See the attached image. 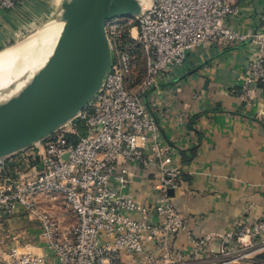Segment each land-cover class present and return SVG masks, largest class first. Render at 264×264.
Here are the masks:
<instances>
[{
	"label": "built area",
	"instance_id": "2783aa9c",
	"mask_svg": "<svg viewBox=\"0 0 264 264\" xmlns=\"http://www.w3.org/2000/svg\"><path fill=\"white\" fill-rule=\"evenodd\" d=\"M22 1L0 0V10ZM236 2L147 0L135 16L138 24L108 21L112 61L93 100L28 152L25 169L12 174L9 159L0 161V218L20 208L38 219L48 250L23 251L0 240V264H168L183 255L173 251L174 240L182 234L193 244L192 254L209 250L215 235L196 234L174 201L180 174L169 166L159 125L144 96L166 69L184 64L202 45L229 46L251 39L253 55L239 93L243 102L251 101L257 82L264 81V14L257 31L231 28L227 19L238 14ZM137 43L146 66L141 89L133 92L139 72ZM153 168L156 181L147 201L141 202L131 184L136 170L151 173ZM60 204L75 217L68 227L58 217ZM262 237L264 217L240 224L236 233L219 235L220 254L235 248L242 252L218 264L252 258L248 248L253 238ZM152 245L155 250H149Z\"/></svg>",
	"mask_w": 264,
	"mask_h": 264
},
{
	"label": "crops",
	"instance_id": "0c3cea01",
	"mask_svg": "<svg viewBox=\"0 0 264 264\" xmlns=\"http://www.w3.org/2000/svg\"><path fill=\"white\" fill-rule=\"evenodd\" d=\"M61 2L24 0L16 8L1 9L0 51L42 28ZM236 6L238 14L227 19L228 26L243 33L261 28L264 0H237ZM240 44L202 45L189 53L184 64L166 69L144 96L159 125L169 166L180 174L181 188L174 201L196 234L215 235L213 244L221 241L219 235L236 233L240 224L264 217V81L257 82L250 102L240 99L253 55L251 40ZM27 154L7 158L10 173L25 169ZM156 173L155 168L151 173L136 170L130 189L141 202L147 201ZM0 240L5 246L48 254L41 224L20 208L3 213ZM211 243L209 250L195 255L193 244L182 234L174 240L173 251L183 255L168 264H218L227 255L214 252ZM155 249V245L149 248ZM249 249L250 256L264 254V237L253 238ZM240 252L235 248L229 258ZM254 261L263 262L248 257L229 264Z\"/></svg>",
	"mask_w": 264,
	"mask_h": 264
},
{
	"label": "water",
	"instance_id": "95a60500",
	"mask_svg": "<svg viewBox=\"0 0 264 264\" xmlns=\"http://www.w3.org/2000/svg\"><path fill=\"white\" fill-rule=\"evenodd\" d=\"M146 1L62 0L56 14L42 28L20 42V46H25L40 35L49 36L55 33L62 21L60 54L73 56V60L62 80L60 93L53 102L18 123L0 126V161L51 135L93 100L112 61L106 32L108 21L139 15ZM64 11L70 12L66 21L61 18ZM24 73L23 67L14 65L0 76V100L23 80ZM170 192L173 194V190ZM215 240L211 243L212 250L219 253L221 241L217 240L215 245Z\"/></svg>",
	"mask_w": 264,
	"mask_h": 264
},
{
	"label": "bare ground",
	"instance_id": "6f19581e",
	"mask_svg": "<svg viewBox=\"0 0 264 264\" xmlns=\"http://www.w3.org/2000/svg\"><path fill=\"white\" fill-rule=\"evenodd\" d=\"M69 11L62 13L66 21ZM49 36H38L25 46L11 47L0 53V76L14 65L24 68L23 80L0 100V126L18 123L48 106L60 93L73 56H62L61 28ZM57 24V25H58ZM56 25V27H57ZM49 68H55V73Z\"/></svg>",
	"mask_w": 264,
	"mask_h": 264
},
{
	"label": "rangeland",
	"instance_id": "374dc122",
	"mask_svg": "<svg viewBox=\"0 0 264 264\" xmlns=\"http://www.w3.org/2000/svg\"><path fill=\"white\" fill-rule=\"evenodd\" d=\"M115 19H120V20H126V21H131V24L132 25H136V24H138V22L136 21V18L135 17H133V16H127V17H122V18H114V19H112V20H115ZM111 21V20H110ZM136 33V32H135ZM41 36V35H40ZM27 38V37H26ZM25 38V39H26ZM24 40V39H23ZM22 40V41H23ZM17 47V44H15V45H13V46H11V47ZM10 47H8V49H9ZM135 48H136V50H137V53H138V57H139V62H138V77H137V79H136V83L135 84H133L132 85V87H131V90L133 91V92H138L140 89H141V86H142V82H143V79H144V71H145V66H146V62H145V55H144V52H143V50H142V48H141V46H140V44L139 43H137V44H135ZM7 49V48H6ZM6 49H4V50H6ZM4 50H2V51H0V53L1 52H3ZM70 56V55H69ZM69 56H67V57H69ZM54 69L55 68H49L48 69V72H47V74L51 71V73H55V71H54ZM56 70V69H55ZM40 144L41 142L39 141V142H36V143H34L33 145H31V146H29V147H27V148H25V149H23L22 151H20V152H18V154H20V153H24V154H27L28 152H30V151H33L35 148H36V145L37 144ZM56 210H57V214H58V217H59V219H61L62 220V223H63V225L64 226H70V224L73 222V221H75V218H74V216H73V214H72V212L67 208V207H65L64 205H59L58 207H56ZM25 215V214H24ZM67 215V216H66ZM26 216V215H25ZM17 217V216H16ZM29 218V217H28ZM32 220H35V221H38L39 223H40V221L38 220V219H35V218H31ZM41 224V223H40ZM234 250V249H233ZM251 249H249V251H250ZM231 254L232 253H230V254H228L227 256H225V258L226 259H228L229 257H231ZM235 255V254H234ZM257 256L258 255H256V256H253L252 258L254 259V260H257L256 258H257ZM225 258H223L220 262H222ZM255 263H257L256 261H254L253 262V264H255Z\"/></svg>",
	"mask_w": 264,
	"mask_h": 264
},
{
	"label": "trees",
	"instance_id": "16d2710c",
	"mask_svg": "<svg viewBox=\"0 0 264 264\" xmlns=\"http://www.w3.org/2000/svg\"><path fill=\"white\" fill-rule=\"evenodd\" d=\"M194 151V149H192ZM258 261H264V254L258 255L256 258ZM255 264H260V263H255Z\"/></svg>",
	"mask_w": 264,
	"mask_h": 264
}]
</instances>
